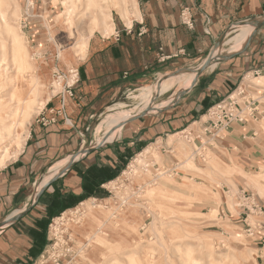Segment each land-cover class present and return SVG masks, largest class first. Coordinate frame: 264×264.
I'll return each instance as SVG.
<instances>
[{"label": "crops", "instance_id": "1", "mask_svg": "<svg viewBox=\"0 0 264 264\" xmlns=\"http://www.w3.org/2000/svg\"><path fill=\"white\" fill-rule=\"evenodd\" d=\"M125 6L126 11L121 3L119 12L113 10L117 21L111 30L92 32L83 56H57L55 65L53 56L43 62L44 71L71 66L77 78L68 90L71 75L64 74L61 90L43 95L44 103L26 125L19 149L0 167V222L31 208L24 217L0 229V264H37L48 245L47 234L42 250L35 245L38 223H45L52 212L63 208L61 215L94 201H107L109 186L120 179L128 163L152 145L169 150L173 135H199V142L210 144L205 146L213 156L238 162L241 170H255L264 164V129L257 126L264 119V105L256 121L231 125L221 139L208 141L200 120L242 84L247 74L264 69V0H126ZM184 9L192 18V28L181 23ZM255 22L261 24L238 52H228L224 41L220 43L227 30ZM34 29L37 26L30 28L29 36L40 49L45 34ZM219 43L223 49L219 57L212 58L215 65L194 79L189 90L180 97L175 95L174 102L160 111L127 121L118 136L95 148L90 128L120 95L144 82L199 69ZM87 149L93 150L83 154ZM166 159L171 161L170 156ZM112 175L113 179H107ZM51 182L54 184L47 186ZM169 186L175 193L174 185L164 184L158 194L167 192ZM89 191L93 195L89 196ZM131 204L115 218L126 233L135 234L140 211ZM237 211L238 217L239 213L242 216ZM109 219H99L96 213L87 225L97 221L108 230ZM258 254L257 264H264L262 249Z\"/></svg>", "mask_w": 264, "mask_h": 264}, {"label": "rangeland", "instance_id": "2", "mask_svg": "<svg viewBox=\"0 0 264 264\" xmlns=\"http://www.w3.org/2000/svg\"><path fill=\"white\" fill-rule=\"evenodd\" d=\"M95 1L98 5L90 4V0H74L72 9L67 12L71 6L68 0H5L6 5L0 6V11H3L0 15L1 102L9 96L19 100L25 98L32 77L37 79L41 100L45 99L44 94L47 96L61 90L62 82H55V76L69 74L74 69L68 66L67 70L44 71V60L48 62L46 59L53 56L55 65L57 56H83L85 48L81 39L86 38L91 29L100 30L91 22V16L100 19V7H107L111 30L117 21L113 10L119 12L120 3L127 10L126 1ZM57 15L61 16L60 20H56ZM97 25L100 26L101 22ZM32 26L38 28L33 32L45 34L40 49L29 36ZM238 27L227 30L225 39L233 36ZM7 29H12L22 39L30 70L18 71V67L10 62ZM219 49L223 48L220 46ZM219 49H214L213 59L220 56ZM187 73H173L159 82H144L129 88L110 110L94 120L90 128L92 140L98 144L103 137L107 126L102 122L107 115L128 111L129 120L133 116L154 114L157 110L152 111L153 106L167 99L174 102L175 94L182 89L179 83L162 95L158 88L168 77L186 76ZM247 79L249 84H262L264 88V78L253 80L249 76ZM148 90L150 106L143 110ZM39 109L35 108L29 121ZM26 125L22 123L16 127V141L11 139L3 146L11 155L19 149ZM257 126L264 129V119L258 121ZM170 141L171 148L164 149L165 152L161 145H152L146 148L148 153L141 156V161L133 158L120 179L109 186L107 201H94L67 212L60 216L59 223L51 221L47 230L46 252L37 264H257L258 250L264 252V227L262 236L247 237L244 215L239 213L238 217L235 206L241 192L246 191L264 211V164L255 170L232 172L233 163L224 159L222 163L208 149L203 152L204 161L198 159L193 155L195 144L186 141L182 135H173ZM167 151H172V154ZM166 155L171 161H167ZM213 161L218 164H213ZM164 184L174 185L175 193L169 186L167 192L158 194ZM123 199H129L126 207L133 202L140 211L135 234L126 233L125 226L115 218L125 211ZM96 213L99 219L103 216L110 218L107 222L110 229L106 230V226L97 221L87 225L88 218ZM247 222L252 226L264 223V212L249 216ZM56 227L57 235L54 234Z\"/></svg>", "mask_w": 264, "mask_h": 264}, {"label": "bare ground", "instance_id": "3", "mask_svg": "<svg viewBox=\"0 0 264 264\" xmlns=\"http://www.w3.org/2000/svg\"><path fill=\"white\" fill-rule=\"evenodd\" d=\"M102 1H105V0H102ZM125 1L126 0H122V2H125ZM68 2L71 3V6L66 9L67 12L69 11V9H72V6L74 4V0H68ZM90 4L98 5V2H96L95 0H90ZM5 5H6L5 0H0V6H5ZM99 10H101V18L99 19V18L94 17L92 15L91 16V22L93 24H95L96 27H98L99 29H102L105 32H108L109 28H111L109 23H108V21L111 19L109 16L108 9H107V7H106V9H104V7H100ZM0 15L1 16L3 15V11H0ZM60 18H61L60 15L56 16V20H60ZM99 22H101L100 26L97 25V23H99ZM69 25H71V23ZM238 26L239 27L234 31L235 32L234 35L225 39L223 42V44L228 47V49H229V51L227 50L228 52H238V50L241 49V47L244 45V43L248 40V38L254 32L253 30H254L255 26H253V25L243 26V24H241ZM90 31H91L90 34L86 38L81 39V45L83 47L86 46L87 39L93 32L92 29ZM7 33H8V38H9V60H10V62L14 66L16 65L18 67V71H24V69L30 70L31 64H30V62H28V57L26 55L25 46L23 44L22 39L12 29H7ZM219 50H220V52L222 51L221 49H219ZM212 65H215V64L213 63ZM212 65H210L209 67L211 68ZM20 74H22V72ZM195 77H196V74L194 72V73L187 74L186 76H180L179 75V76L170 77L167 80L165 79L163 82H161V84L158 88L159 89L158 92L160 95L166 94L169 91V89H171L173 87V85L176 83H179V85H181L182 89L180 91H186L187 89H190L192 87V82L195 79ZM248 80L249 79H245V81H248ZM28 84H29L28 85L29 89H28V93H26L25 98L19 100L13 96H9L6 101H4V102L0 101V167H3L6 164V162L14 156L13 153L11 155L9 150L4 149L3 146L5 144H7V142H9L11 139L16 141V138L14 135V132L16 134V130H15L16 127L22 125V123H23V126H25L26 123H28L29 119L32 117L33 112L35 111V108L36 107L41 108V106L44 103V100L40 99L41 95H40L39 89L37 88V86H38L37 79L32 77ZM261 87H262V84H261ZM178 89H180V88H178ZM159 94H158V96H159ZM149 95H150V90L147 91L146 97H144V108H143V110L148 109V107L150 106V102H149L150 96ZM170 101H171V99H167L163 102H160L159 104L153 106V108L151 110L156 111V110L162 109L165 106H167ZM128 114H129L128 111L121 110V112H118L116 114L107 115L105 117L104 121L102 122V123L106 124L107 130L104 133L103 137L100 138L101 140L99 142H102L104 137L106 140H108V139H110V136H115V137L118 136L119 129L121 128V125L125 121H127ZM100 125L101 124H99V126ZM171 137H169V138L171 139ZM170 139H169V142H171ZM147 153H148V150L147 149L144 150L143 153H140L136 156L137 159H135L134 161H138V162L141 161V156H145ZM217 162H219V161H217ZM213 164H218V163L213 161ZM240 167H241L240 164L238 162H235L234 166L232 167V172H236V171H237V173H238V171L241 172ZM44 182H46V181H44ZM123 204H124L123 208H126V205L129 204V199H123ZM59 219L60 218L56 219L55 221L57 222ZM57 223H59V222H57ZM57 231H58V228L54 229L55 235L58 234ZM70 239L72 240V238H70ZM99 243L105 245V243H103L100 240H99Z\"/></svg>", "mask_w": 264, "mask_h": 264}, {"label": "built area", "instance_id": "4", "mask_svg": "<svg viewBox=\"0 0 264 264\" xmlns=\"http://www.w3.org/2000/svg\"><path fill=\"white\" fill-rule=\"evenodd\" d=\"M30 1V0H29ZM31 4V3H30ZM188 9H184L180 13L181 23L188 28H192V18L189 15ZM71 74L70 85L68 90L76 82L77 72H69ZM252 77L253 80L256 78H264V69L256 70L252 73L247 74L242 84H240L229 96L221 101L217 102L214 106L209 108L204 117L205 124L204 134L209 138L208 141L214 139H221L222 135L227 131L231 125L244 123L247 120L256 121V119L263 114L262 105H264V88L258 85L249 84L245 79ZM55 82H62V76H55ZM72 81V82H71ZM256 90L259 92L256 93ZM202 119H200L202 121ZM180 135L188 141L189 143H194L196 148L193 151V155L198 157L201 161H204L205 156L203 152L206 149L205 145H210L207 142H199V135L195 134L192 136L190 132H182ZM198 140V141H197ZM175 170V168L173 169ZM239 209L243 215V224L245 226V233L247 237H259L263 230V222L257 225H250L247 219L251 215L262 214L263 208H261L260 203L253 199L252 196H248L246 192H242L238 199V204L235 206ZM262 236V234H261Z\"/></svg>", "mask_w": 264, "mask_h": 264}, {"label": "water", "instance_id": "5", "mask_svg": "<svg viewBox=\"0 0 264 264\" xmlns=\"http://www.w3.org/2000/svg\"><path fill=\"white\" fill-rule=\"evenodd\" d=\"M241 24H243V23H241ZM261 23L260 22H255V23H253V24H251V25H254L255 27H257V26H259ZM254 27V28H255ZM222 42V39L220 40V43ZM220 43L215 47V49H218V47L220 46ZM212 54L210 55V57H208L207 59H206V61L203 63V65L199 68V69H197L196 71H195V74H196V77H195V79L197 78V77H199L211 64H212V62L214 61L213 59H212ZM185 71H187V72H193L192 70H185ZM195 82V80H193V82H192V85H193V83ZM160 84V83H159ZM158 84V85H159ZM187 90H189V89H187ZM186 90V91H187ZM186 91H180L178 94H177V96H176V98L177 97H180L181 95H183ZM158 111H160V110H157V112ZM141 116H145V114L144 115H138V116H133L132 118H130L129 120H133V119H137V118H139V117H141ZM129 120H127V121H129ZM127 121H125L122 125H121V127L127 122ZM106 144V139H105V137L103 138V141L101 142V143H99V144H97L96 146H95V148H100V147H102L103 145H105ZM93 149H87L86 151H84L83 152V154H88L90 151H92ZM75 158V157H74ZM74 158H73V160H74ZM45 187V186H44ZM44 190V188H42L37 194H36V200L39 198V196H40V194L42 193V191ZM28 210V209H27ZM27 210H25L22 214H20V215H18L17 217H15V218H13L12 220H6V221H2V222H0V229L3 227V226H5V225H7L9 222H11V221H15V220H18L19 218H21L22 216H23V214L27 211Z\"/></svg>", "mask_w": 264, "mask_h": 264}, {"label": "trees", "instance_id": "6", "mask_svg": "<svg viewBox=\"0 0 264 264\" xmlns=\"http://www.w3.org/2000/svg\"><path fill=\"white\" fill-rule=\"evenodd\" d=\"M115 176L114 175H112L111 177H107V179H113ZM54 184V182H51V183H49L47 186H50V185H53ZM84 189H86L87 190V183L84 185ZM88 195L90 196V195H93L90 191H89V193H88ZM40 198H41V194H40V196H39V198H38V200L36 201V203H35V205L39 202V200H40ZM34 205V206H35ZM31 210V208H29L24 214H23V216L22 217H24L29 211ZM63 211H65V208H63V209H61V210H57L56 212H52L50 215H49V217L47 218V221L45 222V223H43L42 221L40 222V223H38L37 225H36V227L38 228V232H36V236H35V238H36V246H38V247H40L41 248V250H42V247L44 246V241H43V236L44 235H46L47 234V230H48V227H49V225L51 224V219H53V218H57V217H60V215H61V213L63 212ZM47 244H48V242H47ZM38 254V253H37Z\"/></svg>", "mask_w": 264, "mask_h": 264}]
</instances>
